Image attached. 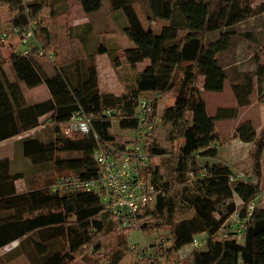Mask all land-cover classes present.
Segmentation results:
<instances>
[{"label":"trees","instance_id":"trees-1","mask_svg":"<svg viewBox=\"0 0 264 264\" xmlns=\"http://www.w3.org/2000/svg\"><path fill=\"white\" fill-rule=\"evenodd\" d=\"M76 1L86 14L104 6L103 0ZM147 1L155 19L177 20L185 25V29L168 23L156 32L152 25L146 27L142 23L131 0H111L113 11L123 14L125 21L122 23L120 19L122 33L132 44L107 45L100 39L103 31L95 32L91 24L69 25L67 37L74 38L83 55L74 52L66 56L56 63L52 74H47L39 59L57 56L53 50L55 36L44 17L50 6L49 0L28 3L25 0H0V4L10 6L13 14L12 31L5 32L12 33L14 27L34 22L36 38L43 42L45 51L39 55V47L35 46L29 54H23L15 47L10 63L17 79L28 87L45 84L50 93L47 99L33 103L26 101L19 83L6 75L4 50L7 43L0 37V142L35 129L42 123L52 125L50 137L27 136L23 139V152L33 163L28 175L49 169H66L72 175L92 179L99 172L93 156L95 149L105 144L123 149L127 144L113 131L115 120L121 130H136L139 101L147 98L146 94L153 93L155 97L150 99L153 110L148 115L152 128L145 143V151L150 157L142 171L155 185L157 198L154 204L139 213L141 229L145 232L168 230L169 241L162 240L158 244L164 264H264V208L255 207L242 242L231 236L233 232L228 222L237 207L244 212L247 204L261 191L264 127L257 132L252 122H245L236 128L237 137L253 142L251 173L258 181L231 182L232 167L221 161L210 163L201 158L215 157L218 151L213 144L227 141L218 133L215 120L235 116L238 108H219L214 116L210 115L197 86L198 78L203 75L204 90H224L227 75L216 56L227 50L237 35L231 27L253 15L255 0ZM260 12L264 14V5ZM2 32L4 30H0V36ZM115 32L111 22L104 34ZM102 53L109 55L116 68L127 65L135 75L121 94L101 90L96 57ZM262 56L264 43L255 54L258 83L263 82L264 76V62H260ZM146 59L149 64L139 71L137 64ZM177 70L181 74L179 80L173 78ZM232 88L239 105L250 103L249 96L254 90L252 78ZM170 92H175L174 102L158 117L159 98ZM258 99L264 103V92L259 93ZM77 111L92 115L94 130L66 135L63 125ZM177 140L182 143L174 152ZM155 156L167 158L164 171L160 165L152 163ZM24 176L23 172L12 170L9 158L0 160V207L10 208L15 206V200L26 199L27 214L30 210H39L31 216L16 214L1 222L0 248L40 230L49 238V250L38 264H70L84 256L87 248L99 252L102 248L114 249L116 246L117 257L113 258V264H117L126 251L128 254L135 251L127 247L129 229L119 231L121 229L105 210L99 194L81 189L54 190L53 185L59 176L39 187L31 182L28 185L30 191L17 194L15 180ZM236 196L242 201L240 206ZM56 207L60 209H50ZM192 210V216L184 217ZM224 231L228 237L223 236ZM201 234L205 235V244L191 249L188 257L180 259L179 252ZM57 237L66 239V250L54 245ZM142 257L137 264H162L159 258Z\"/></svg>","mask_w":264,"mask_h":264},{"label":"rangeland","instance_id":"rangeland-1","mask_svg":"<svg viewBox=\"0 0 264 264\" xmlns=\"http://www.w3.org/2000/svg\"><path fill=\"white\" fill-rule=\"evenodd\" d=\"M34 0H25V2H31ZM136 12L138 13L140 19L142 20V23L148 27L150 25L153 26V29L155 31H159L161 27L164 24H174L178 27H182V23L177 20H162V19H155L150 4L147 0H131ZM225 1V0H224ZM226 2V1H225ZM50 6L45 10L44 17L47 20V24L50 26L54 36H55V43L53 46V50L56 53L55 56L52 57V59L44 57L40 58V65L43 71L47 74H52L54 72V68L56 63H58L61 58H63V54H67L66 56L70 54H74L72 51L73 47L71 45L75 44V42L67 37V28L71 22H81L86 20L87 16L83 12V10L80 7V4L76 0H49ZM226 4V3H225ZM264 5V0H255L253 2V15L248 18L247 20L236 24L235 26L231 27V29L235 30V43L240 46L242 57L241 64L243 65V71H246L247 73L254 74V90L251 93L254 98V105L251 108V111L249 112L253 116H257L258 113H260V109L264 107V103L260 102L258 99L259 93L264 92V76L262 77L263 82L258 83L257 76H256V67H257V61L254 63L255 60V54L256 51L260 48V46L264 43V14L261 11V7ZM110 5H106L105 9H109ZM52 9V10H51ZM70 9V10H69ZM68 11L67 13H63L65 11ZM51 11H53L51 13ZM10 6L6 4H0V30L12 31V13H11ZM100 13V12H99ZM97 14L94 17L93 23L95 26L99 29L103 28L101 31V40H103L107 45H126L130 40L129 38L122 33V27H121V20L120 17L114 16L112 18V28L116 30L115 33H107L104 34L109 29V22L106 23L104 21V14ZM90 19V18H89ZM81 25V24H80ZM99 32V30H98ZM215 34L211 35V37H214ZM17 41H19L18 36L16 34H12V37L6 42V47L4 50V58H5V64L4 69L6 72V75L8 79L11 81H16L21 86V89L23 91V94L25 95L26 101L28 103L41 101L47 98V96L50 95L47 87L45 84H40L36 87H28L24 83L20 82L14 72V69L10 63V56L13 52V49H15V46L17 44ZM131 42V41H130ZM66 45H69L68 48H65ZM67 49V52H66ZM18 50H21L19 47ZM64 50V51H63ZM61 55V56H60ZM232 62L231 59H228V54H225V56L222 57V63L226 67V71L228 72V79H227V88L223 93L221 92H212V91H205L204 98L210 108V110L214 109L217 104L223 105V104H231L233 101V84L234 81H236V75L239 74L238 71H240L238 68L233 67L230 65ZM260 62H264V56L261 57ZM228 63V64H227ZM101 79L102 84L104 85H111V89H113L116 92H119L128 81L134 80V74L130 72L128 67L126 65H123L119 68H116L113 63L111 62V58L107 59V61L101 63ZM244 73V72H243ZM181 77L180 71H175L173 74V78L179 80ZM199 84V83H198ZM204 93V92H203ZM148 99H154L155 95L153 93L146 94ZM175 99V92H170L169 94L162 96L159 98L157 113L158 117L161 116L163 111V106H168V104L172 103ZM41 120L45 122V117H42ZM113 125V131L121 135L124 140L131 139L133 134L131 131L121 130L118 126L117 120H115ZM228 125L225 124L223 130H227ZM53 132L52 125L51 126H45L44 123L40 124L37 128L32 129L27 132L28 136H39L43 138L50 137V135ZM226 138V137H224ZM182 140H177L174 144V152L177 150V148L181 145ZM0 149H3L1 151L7 152L9 149L7 147H1ZM253 151V149H252ZM252 151L250 153V159L252 162V165L249 170L239 169L237 172H243L247 178H252L254 181H258L256 176L251 173L252 167H253V160L251 157ZM65 153H61V155H64ZM264 157V156H263ZM165 159L167 158L161 157V156H155L152 158L153 164H158L161 166L162 170L165 169V164H167L168 161L165 162ZM246 169V168H245ZM71 173V171H68L66 169L64 170H54L49 169L44 172H37L34 176H32V182L34 183L35 187L41 186L45 181L54 180L61 174H67ZM261 191L259 195L255 197V203L257 207H264V158H263V173L262 178L259 180ZM184 197V196H183ZM185 198V197H184ZM235 199L238 201V196L235 197ZM50 209H60L59 207L56 208H50ZM194 214V211L192 210L189 214L185 215L184 217H190ZM119 231H125V230H119ZM169 236V232L167 229L162 230H155V231H143L141 228H133L128 230V234L126 237V243L127 247L134 248L135 251L128 254V251H126L125 255H123L122 259L117 264H137L139 263L143 257L141 255L145 256H152L153 258H159V261L164 264V260L160 257V254L158 252V244L164 239H167ZM239 241H243V238L239 239ZM54 245L57 248H62L63 250H66L68 245L66 242V239L62 240V237H57L54 241ZM59 242V243H58ZM166 246L169 247V243L165 242ZM51 246V245H50ZM136 248H135V247ZM117 249V246L113 248H102L99 252H94L93 249L87 248L84 252V256L78 257L75 261H73L70 264H113V258L117 257V252L115 250ZM145 250V252L143 251ZM142 251V254H139V252ZM191 252V248L187 247L182 251V256L188 257L189 253ZM183 257V258H184ZM180 258V259H183Z\"/></svg>","mask_w":264,"mask_h":264},{"label":"built area","instance_id":"built-area-1","mask_svg":"<svg viewBox=\"0 0 264 264\" xmlns=\"http://www.w3.org/2000/svg\"><path fill=\"white\" fill-rule=\"evenodd\" d=\"M35 30V23L30 22L23 27H14L12 33L2 32L0 37L1 40L7 42L12 34H16L19 41L15 47H20L23 54H29L32 47L38 46L37 52L42 55L45 53L43 42L36 38ZM14 51L16 52V49H13ZM152 110L150 99L143 98L139 101L136 113L139 125L136 130H133V137L127 140L125 148L117 149L105 144L95 149L93 156L99 166L96 177L85 179L69 173L66 176H59L53 185V189H81L96 192L99 194L105 210L117 223L119 229L141 228L142 220L139 213L150 204H154L157 198L155 185L142 171V168L148 164L150 157L145 151V143L147 134L152 128L148 118ZM92 130H94L92 128V115L83 111L75 112L70 120L63 125V131L66 135H72L74 132L88 133ZM190 176L193 177V174ZM249 179L253 180L251 177L247 178L243 172L236 171L230 175L231 182L249 181ZM236 202L238 206L242 203L241 200H236ZM255 207L254 199L247 204L244 212L237 207L230 215L228 222L230 231L233 232L232 237L237 240L244 237ZM222 234L224 237H228L226 231ZM164 241H169V239H164ZM205 241V235L201 234L196 236L187 247L199 248L205 244ZM184 249L179 252L180 258L185 256L181 254ZM143 251L145 252V250ZM139 254H142V251Z\"/></svg>","mask_w":264,"mask_h":264},{"label":"crops","instance_id":"crops-1","mask_svg":"<svg viewBox=\"0 0 264 264\" xmlns=\"http://www.w3.org/2000/svg\"><path fill=\"white\" fill-rule=\"evenodd\" d=\"M103 3H104V6L99 11L89 13V14H86L83 11L85 13V15L87 16L86 20L82 21L83 23L71 22L69 25L71 27H76L77 25H80V24L82 25L84 23H89V24H91V26L95 32H97L98 30L101 31L103 28L99 29L93 23V20L95 18L94 16L97 14H102L101 12H103V14H104V21L106 23L109 22L108 23L109 25L112 22V17L114 15L119 16L120 19L122 20V23L125 21L121 11H113L111 0H103ZM107 4L110 5V7H109V9L106 10L105 6ZM81 9H82V7H81ZM67 12L68 11L66 10V13ZM178 28L185 29V25L182 23V27H178ZM159 31H156V32H159ZM235 37L232 39L230 47L227 50L218 53L216 56L219 63H220V66L224 70L226 69V67L222 63V57L225 56V54H228V59L232 60V62H228V63H230L231 66L236 67L240 70V71H238L239 74H237L235 76L236 81H234L233 85L244 84V83H246L248 78H252L253 80H256V79H254L253 73L252 74H250V73L246 74V71H243V68H242L243 65L241 64L242 57L240 56V54H241L240 46H238V44H234L235 43ZM68 38H70V37H68ZM72 39L75 42V44L71 45V47H73L72 51L75 52L76 54L78 52H80L83 55V53L81 52L82 50L81 49L79 50L80 46L78 45V43L74 40V38H72ZM131 44L132 43L129 41L124 46H130ZM75 45H76V47H75ZM68 46L69 45H66L65 48H68ZM66 52H67V49H66ZM66 55L67 54H63V58H61V59L62 60L65 59ZM108 58L110 59V57L107 53L99 54L96 57V64H97V68H98V72H99V76H100V87H101V90L104 92H112V93H115L118 95V94H121L124 92L125 86L119 92H116L113 89H111L112 87L110 84L109 85H105V84L103 85L102 84L101 70H100L101 69V63L107 61ZM149 62H150L149 59H146L143 62L138 63L137 64L138 70L141 71L142 69H144L145 66H147V64H149ZM254 63H256V60H254ZM225 72H226L227 79H228V77H229L228 72L226 70H225ZM227 79H226V83H227ZM204 80H205V78L203 75L200 76L197 80V86L200 88V90L202 92V96H204L205 91H206V90H204ZM226 88H227V84H225V88L221 93H223ZM49 97H50V95L47 96V98H49ZM249 98H250V103L245 104V105H239L238 99H237L235 93L233 92V101L231 102V104H229V103L223 104V105L217 104L215 106V108L212 110H210V108H209V106H208V104L204 98L206 105H207V111L212 116H214L216 114V112L219 108L237 107L238 112L233 117H226L223 119L215 120V126H216L218 133L220 134L221 137H226L227 141L223 144H221L219 142L214 143L213 147H215L217 149L218 154L215 157H202L201 160L209 161L210 163L221 161V162L229 165L230 167H232L234 172L238 171L239 169L249 170L248 168H250L252 165V162L250 159V153L253 149V142H245V141L241 140L239 137H237L235 135L236 128L240 124L245 123V122H252V124L255 127V129L257 130V132H259L264 127V107H263V109L262 108L260 109L261 112L258 113L257 116L251 115L249 112L251 111V108L254 105V98L255 97H253V95L250 94ZM173 102H174V100H173ZM172 103L168 104V106L171 105ZM165 107L163 106V109ZM225 124L228 125L227 130H223ZM131 133L133 134V131H131ZM27 136H28L27 132H23L22 134H19L17 136H14L12 138H9V139H6V140L0 142V148L1 147H7L9 149V151H7V152H3V151H1L3 149H0V160L4 159V158H9L11 161L12 170L14 172H17V173L23 172L25 174L24 177H21V178H18L15 180L17 194H22L24 192L26 193V192L30 191L28 185L31 184V182H32V176H34L36 174V173H34L32 176L28 175L32 171L33 163H32L31 158L25 156V154L23 152V139H24V137H27ZM33 186H35L34 183H33ZM15 203H16L15 206H11L10 208H6L9 206H5V208L2 206L0 207V224H1V222L5 221L6 219H8L11 216L16 215V214H18V216L25 217V216H31V215L39 212V210H36V211L30 210L29 213L27 214V212H26V205H27L26 199L15 200ZM22 203H23V205H22ZM48 244H49V238H48L46 233L43 234V232L40 230L31 232L28 235H24L18 239L12 240L8 244H6L5 246L0 248V264H38L47 255L48 250H49Z\"/></svg>","mask_w":264,"mask_h":264}]
</instances>
